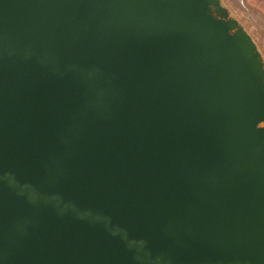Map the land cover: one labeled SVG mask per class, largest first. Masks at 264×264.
<instances>
[{"label": "water", "instance_id": "water-1", "mask_svg": "<svg viewBox=\"0 0 264 264\" xmlns=\"http://www.w3.org/2000/svg\"><path fill=\"white\" fill-rule=\"evenodd\" d=\"M0 264H264V57L221 0H0Z\"/></svg>", "mask_w": 264, "mask_h": 264}, {"label": "rangeland", "instance_id": "rangeland-1", "mask_svg": "<svg viewBox=\"0 0 264 264\" xmlns=\"http://www.w3.org/2000/svg\"><path fill=\"white\" fill-rule=\"evenodd\" d=\"M257 43L264 57V0H221Z\"/></svg>", "mask_w": 264, "mask_h": 264}]
</instances>
